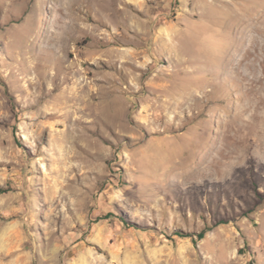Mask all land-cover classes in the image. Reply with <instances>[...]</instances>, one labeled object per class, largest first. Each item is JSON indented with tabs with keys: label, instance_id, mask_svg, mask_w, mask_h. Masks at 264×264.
I'll return each instance as SVG.
<instances>
[{
	"label": "rangeland",
	"instance_id": "rangeland-1",
	"mask_svg": "<svg viewBox=\"0 0 264 264\" xmlns=\"http://www.w3.org/2000/svg\"><path fill=\"white\" fill-rule=\"evenodd\" d=\"M0 264H264V0H0Z\"/></svg>",
	"mask_w": 264,
	"mask_h": 264
}]
</instances>
